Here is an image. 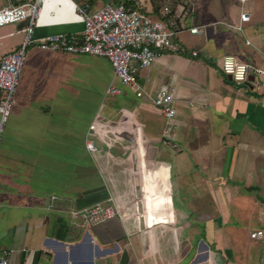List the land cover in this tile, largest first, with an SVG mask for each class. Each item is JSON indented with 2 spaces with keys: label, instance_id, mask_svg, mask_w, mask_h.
Instances as JSON below:
<instances>
[{
  "label": "crops",
  "instance_id": "obj_1",
  "mask_svg": "<svg viewBox=\"0 0 264 264\" xmlns=\"http://www.w3.org/2000/svg\"><path fill=\"white\" fill-rule=\"evenodd\" d=\"M140 1L141 12L161 20L181 50L155 47L157 61L138 68L137 79L151 96L167 85L178 114L170 120L149 98L124 88L105 57L45 53L19 95V123L24 141L32 143L26 150L63 168L47 178L54 193L0 189V252L12 251L11 264H264V238L250 237L264 231V78L252 74L238 86L222 71L227 55L264 70V0H200L199 8L189 0ZM87 2L47 0L35 28L38 45L52 34L81 42L83 24L74 8ZM10 5L0 0V9ZM166 5L172 14L163 16ZM242 12H250V22H240ZM26 25L0 28V58L21 46ZM197 26L204 31L190 33ZM110 86L120 94L107 97ZM89 141L97 151L88 150ZM109 193L121 215L78 226L71 211ZM51 195L59 201L47 211L41 202ZM181 233L207 243L200 239L192 252L182 251Z\"/></svg>",
  "mask_w": 264,
  "mask_h": 264
},
{
  "label": "built area",
  "instance_id": "obj_2",
  "mask_svg": "<svg viewBox=\"0 0 264 264\" xmlns=\"http://www.w3.org/2000/svg\"><path fill=\"white\" fill-rule=\"evenodd\" d=\"M11 5L0 9V28L20 22H27L24 29V40L21 46L0 58V144L4 132L5 121L10 115L14 94L19 85L22 75L27 49L33 45L35 40V28L40 18L42 6L47 0H10ZM240 4H246L254 0H235ZM142 2L140 0H129V2L114 5L105 2L99 9L94 10L89 4L79 5L75 3L74 14L77 20L83 24L81 42L61 36L49 35L41 40L38 47L44 51L64 52L76 55H91L105 57L109 60L114 76L121 85L131 91L137 98H149L151 104L166 118L173 119L177 116V100L167 85L162 86L154 96L148 94L137 79L139 69L150 68L158 59L159 51L167 53H179L180 44L174 40V34L166 28L161 20L151 18L141 12ZM160 14L167 16L172 14V8L165 6ZM251 21L250 12L240 14V22ZM223 24L242 32L240 25ZM205 27H192L190 33L199 34ZM159 47V51L155 50ZM198 53L194 52V56ZM137 64V65H135ZM222 71L238 86L250 82L252 74L264 78V70L252 69L249 65L240 63L235 56L227 55L223 59ZM260 89V87H257ZM120 89L110 86L106 96L120 94ZM95 125H92V130ZM167 132V131H166ZM166 145L170 140H165ZM90 152L97 151L93 141L87 142ZM59 201L57 195H51L41 202L42 208L52 210ZM2 209L0 207V217ZM121 215L116 200L109 193V197L91 206L80 210H72L71 216L77 219V225L97 226L108 220ZM252 239H263L264 231L256 230L250 233ZM11 253L8 249L0 252V264H11Z\"/></svg>",
  "mask_w": 264,
  "mask_h": 264
},
{
  "label": "rangeland",
  "instance_id": "obj_3",
  "mask_svg": "<svg viewBox=\"0 0 264 264\" xmlns=\"http://www.w3.org/2000/svg\"><path fill=\"white\" fill-rule=\"evenodd\" d=\"M189 1L195 6V8H199L201 5L200 0ZM105 2H108V0H89V2L87 3L92 6L94 10H96L101 8ZM154 2L156 4H162L161 0H154ZM195 17L196 16L194 15L193 17H187L188 20L183 19L181 22L182 27H187V25H190L192 18ZM262 18L264 19V12L262 13ZM212 19L215 20L216 18L213 17ZM13 25L14 24H9L5 25L4 27ZM47 52L49 53V51H42L38 47V42H35L27 49L26 61L22 72L23 74L20 76L19 85L14 94V101L12 103L10 115L5 121L4 132L2 134L0 144V189H13L16 191L33 192L40 194L54 193V188L48 185L47 178H52L51 175H54V171L59 173L62 166H58L55 163L48 162L47 156L36 158V156L32 155L28 150H26L25 147L27 146L30 148L32 146V143L28 141H26V143L24 141L25 135L23 133L25 132V130L23 125L19 123L24 111V104L23 102L21 104L19 95L21 96V94L24 92L25 86L31 79L30 72L33 69H36L37 66H39V63L45 56L44 54ZM107 97L111 98V96ZM98 146L102 148L100 142H98ZM97 154L98 153L94 155L96 158L98 156ZM69 161L71 162L70 158ZM245 232L247 233V231ZM200 239L206 242V238L204 237H184L183 233H181L180 238L178 239V248H181L182 251L184 249H188L190 250V252H192L195 248H197V244ZM240 239L242 242L246 241L247 243L246 235L240 237ZM202 253L203 251L201 252V254Z\"/></svg>",
  "mask_w": 264,
  "mask_h": 264
},
{
  "label": "water",
  "instance_id": "obj_4",
  "mask_svg": "<svg viewBox=\"0 0 264 264\" xmlns=\"http://www.w3.org/2000/svg\"><path fill=\"white\" fill-rule=\"evenodd\" d=\"M122 132H123L122 129H121V128H118V130H117V134H118V135H120V136H127L126 133L124 134V133H122ZM125 132H126V131H125ZM129 134H130V135L128 136V139H129L130 142L132 143V147L135 148V147H136V145H135V141H134V139H133L131 133H129ZM137 196H138L139 199L142 198V190H141V188H140V183L138 184V188H137ZM138 207H139V212H140V214H141V219H140L141 227H142V229H144V228H145V224H146V220H145V217H144V215H143V213H144V210H143L144 205H143V203H142L141 201H139V203H138Z\"/></svg>",
  "mask_w": 264,
  "mask_h": 264
},
{
  "label": "trees",
  "instance_id": "obj_5",
  "mask_svg": "<svg viewBox=\"0 0 264 264\" xmlns=\"http://www.w3.org/2000/svg\"><path fill=\"white\" fill-rule=\"evenodd\" d=\"M108 2L114 4V5H118V4H121V3H126V2H129V0H108Z\"/></svg>",
  "mask_w": 264,
  "mask_h": 264
}]
</instances>
